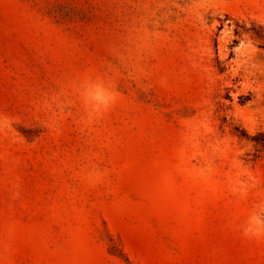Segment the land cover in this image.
<instances>
[{
	"label": "rangeland",
	"instance_id": "rangeland-1",
	"mask_svg": "<svg viewBox=\"0 0 264 264\" xmlns=\"http://www.w3.org/2000/svg\"><path fill=\"white\" fill-rule=\"evenodd\" d=\"M259 131L264 0H0V264H264Z\"/></svg>",
	"mask_w": 264,
	"mask_h": 264
},
{
	"label": "trees",
	"instance_id": "trees-1",
	"mask_svg": "<svg viewBox=\"0 0 264 264\" xmlns=\"http://www.w3.org/2000/svg\"><path fill=\"white\" fill-rule=\"evenodd\" d=\"M239 135H245V133H240ZM252 141L255 144V149L257 153L264 152V131H259L254 136H252Z\"/></svg>",
	"mask_w": 264,
	"mask_h": 264
}]
</instances>
